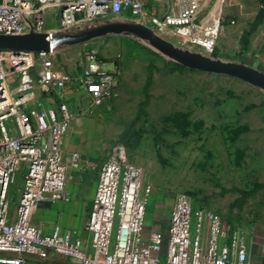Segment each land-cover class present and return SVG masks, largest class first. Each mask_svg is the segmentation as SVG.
Masks as SVG:
<instances>
[{
	"label": "built area",
	"instance_id": "1",
	"mask_svg": "<svg viewBox=\"0 0 264 264\" xmlns=\"http://www.w3.org/2000/svg\"><path fill=\"white\" fill-rule=\"evenodd\" d=\"M143 1L0 0V34L76 30L125 9L136 11ZM174 2L176 13L151 17L155 31L171 28L184 35L192 28L198 0ZM260 9L264 18V1ZM50 12L56 24L47 27ZM52 54L0 49V264H28L29 256L44 259L49 251L74 264H253V241L240 221L194 203L185 193L173 199L166 233L145 234L152 185L144 180L142 167L122 161L121 146L99 166L84 246L70 230L46 232L32 222L41 201L67 200L69 172L80 165L79 154L63 149L73 119L63 90L74 77L57 75ZM116 78L89 51L75 81L89 105L98 107L113 95ZM40 92H54L58 101L46 113L41 105L37 117L44 124L36 128L31 103L40 99ZM18 174L21 184L12 200L10 188ZM261 248L264 252V239Z\"/></svg>",
	"mask_w": 264,
	"mask_h": 264
},
{
	"label": "rangeland",
	"instance_id": "2",
	"mask_svg": "<svg viewBox=\"0 0 264 264\" xmlns=\"http://www.w3.org/2000/svg\"><path fill=\"white\" fill-rule=\"evenodd\" d=\"M218 3L220 26L207 49V38L200 33L204 19ZM244 3L254 6L253 0H198L200 16L186 41L156 33L183 49L240 61L241 48L234 49V35L223 40L221 18ZM46 21L47 27L56 24L51 22V12ZM106 21L116 19L111 16L98 23ZM77 46H82L84 54H114L112 58L137 70L127 85L130 89H114L83 126V138L77 142L90 147L101 161L121 146L122 161L143 168L144 180L152 185L147 220L152 221L150 211L157 202L163 201L162 211L167 214L175 195L185 193L224 217L238 218L250 236L257 233L254 240L264 237V90L232 76L184 67L126 33L105 34ZM147 56L155 68L143 102V93L135 87L144 78L140 66ZM42 103L33 101L32 111L41 112ZM20 184L18 174L10 188L12 200ZM252 190L256 192L241 210L235 206L238 198ZM149 231L148 227L144 230Z\"/></svg>",
	"mask_w": 264,
	"mask_h": 264
},
{
	"label": "crops",
	"instance_id": "3",
	"mask_svg": "<svg viewBox=\"0 0 264 264\" xmlns=\"http://www.w3.org/2000/svg\"><path fill=\"white\" fill-rule=\"evenodd\" d=\"M263 1L264 0H253L254 6L244 3L241 5V8L235 7L234 10L229 12V14H224L226 20H224V17H222L221 20L224 22L222 25L223 40L226 42L230 39L231 35H234V39H232L236 42H234L233 45L234 49L238 50L241 48V60L238 62L243 60L245 62L251 61V65H260L264 68V18L262 15L260 16L259 13L260 3ZM220 10L221 4L218 3L203 21V31L200 34L205 36L207 40H214L215 36L218 34L220 26ZM176 11L177 5L174 0H144L143 5L138 8V10H122L119 14L114 15V19L140 22L152 27L150 22L152 16L163 18L168 13H176ZM199 16L200 14L198 13L194 16V23L197 22ZM257 16H259V20L252 27ZM231 17L235 19H232ZM229 19L230 21L232 20L231 23ZM193 31L194 30H191L189 33L190 36ZM246 31L249 34L247 36L246 44L242 46L240 44L241 36ZM160 32L180 41L187 40V37L184 38L185 35L174 33L171 28L163 29ZM77 45L78 44L63 45L60 48H56V50L53 51L52 58L57 75H70L71 77H74V80L69 82L63 90L64 98L68 102L69 111L73 115L70 127L64 136L63 149L66 154L73 150L78 151L80 153V165L77 169H73L69 172L66 182L67 200L56 202H50L48 200L41 201L36 212L32 216V222L46 232L54 227H58L61 231L70 230L81 238L84 246L88 239L85 224L92 207L97 172L103 160H99L90 147H82V145L77 142V139L83 138V126L89 121L91 115L95 114L99 107H92L89 105V99L86 92L77 84V81H75V77L80 74L82 66L84 65V53H82L83 48L82 46ZM218 47L219 46H217V48ZM112 55L106 53L100 54L102 67L106 71L117 73L115 82L116 91L120 92L123 88L124 91L125 89L128 90L130 88L127 85L132 82V76L137 70L133 68L135 66L129 67L126 63L121 64L118 59L112 58L114 57ZM148 60V56L144 60L141 59L142 66H140V69L142 73H144V78L143 80L140 78V80H138V82L140 81V84L138 87H135V89H138L143 95L148 66L150 63ZM57 91L59 92L60 90ZM39 98L43 101V113H46L51 108H55L57 105L58 99L54 92H50L49 94L40 92ZM140 104L141 102H139V105ZM37 114L38 112L33 111L31 118L33 125L36 128H40L44 123L38 119ZM252 196L253 195L250 197ZM250 197H248L246 201ZM172 205L173 201L167 210V214H165V212L162 211L164 208L163 201L157 202L152 211H150L152 221L150 222L146 218L145 228L147 229L148 227L151 231L166 233ZM256 235L257 233L251 236V238H255ZM253 238L250 251L251 262L253 264H264V252L261 248L264 237H259L255 240ZM28 264L74 263L65 255L49 251L44 259H40L36 256H29Z\"/></svg>",
	"mask_w": 264,
	"mask_h": 264
},
{
	"label": "water",
	"instance_id": "4",
	"mask_svg": "<svg viewBox=\"0 0 264 264\" xmlns=\"http://www.w3.org/2000/svg\"><path fill=\"white\" fill-rule=\"evenodd\" d=\"M111 33L133 35L184 67L232 76L264 90V72L256 66L214 58L200 52L183 49L157 34L152 27L134 21H106L84 26L75 31H30L24 34H0V49L50 52L61 45L78 44Z\"/></svg>",
	"mask_w": 264,
	"mask_h": 264
},
{
	"label": "trees",
	"instance_id": "5",
	"mask_svg": "<svg viewBox=\"0 0 264 264\" xmlns=\"http://www.w3.org/2000/svg\"><path fill=\"white\" fill-rule=\"evenodd\" d=\"M259 13H260V16H261V15L263 16V13H262V10H261V9H260V12H259ZM258 20H259V16H257V18H256L254 24L252 25V27L257 23ZM248 34H249V33H248L247 31L244 32V33L242 34V36H241V40H240L241 43H242V44H241L242 46H244V45L246 44ZM241 62H242V63H245V64H248V65H251V64H252L251 61H250V62H245V61L243 60V61H241ZM154 68H155V67H154L152 64H150V65L148 66V71H147V76H146V83H145V86H144L145 100H144L143 102H145L146 99L148 98L147 88H148V86H149V84H150V82H151V79H152V73H153V69H154ZM256 68H258L260 71L264 72V69H263V68H261V67H259V66H256ZM143 102H141V104H142ZM141 104H140V105H141ZM136 119H137V118H135V119L131 122V125L136 121ZM255 192H256V190H252V191L245 192L241 198H238V199L236 200V202H235V206H237L238 208H241L242 205H243V203L246 201V199H247L248 197H250L251 195H253ZM190 197H191V196H190ZM191 198H192V197H191ZM192 200H193L194 203L199 204V203H197L193 198H192ZM227 218L231 220L230 217H227ZM235 220H238V219H235Z\"/></svg>",
	"mask_w": 264,
	"mask_h": 264
},
{
	"label": "bare ground",
	"instance_id": "6",
	"mask_svg": "<svg viewBox=\"0 0 264 264\" xmlns=\"http://www.w3.org/2000/svg\"><path fill=\"white\" fill-rule=\"evenodd\" d=\"M190 32L189 31L188 32H185L184 33V35H185L184 38L189 37L190 36V34H189ZM204 42H205V46L204 47L208 49L210 47L211 43L213 42V40L210 39V40H206Z\"/></svg>",
	"mask_w": 264,
	"mask_h": 264
}]
</instances>
